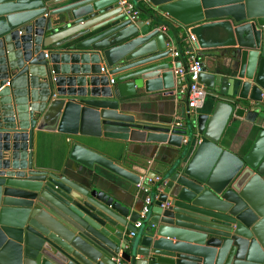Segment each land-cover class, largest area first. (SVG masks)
Here are the masks:
<instances>
[{"label": "water", "instance_id": "water-1", "mask_svg": "<svg viewBox=\"0 0 264 264\" xmlns=\"http://www.w3.org/2000/svg\"><path fill=\"white\" fill-rule=\"evenodd\" d=\"M144 2L156 24L119 0H0V264H264V0ZM188 33L211 52L199 77L211 111L130 112L131 96L181 83L173 43ZM241 119L253 142L238 154L221 139ZM52 132L73 174L40 154ZM110 140L174 154L148 183L106 155ZM96 166L150 185L141 227L148 194L135 207L87 178Z\"/></svg>", "mask_w": 264, "mask_h": 264}, {"label": "crops", "instance_id": "crops-1", "mask_svg": "<svg viewBox=\"0 0 264 264\" xmlns=\"http://www.w3.org/2000/svg\"><path fill=\"white\" fill-rule=\"evenodd\" d=\"M143 20V19H138ZM151 18L144 20L149 22ZM173 46L178 49H184L186 41L181 42L180 38L175 39ZM211 52H202L201 56L205 64L210 66L213 63H207V56ZM221 49L212 52L213 59L216 54L219 56ZM175 61H181L186 64L185 57H174ZM103 65V63H102ZM118 82V76H112ZM178 75L176 73V79ZM179 79V78H178ZM180 84L176 83V87L171 90H161L151 93H138L130 97V112L137 113L145 118L153 119L161 122H174V120L184 117L186 114L185 98H181L177 94V88ZM129 93V92H127ZM213 98L206 95L205 101L199 108L202 112L209 113L212 109ZM45 140L39 146L40 154L48 159L50 162L55 163L57 167H61L67 162L68 167L65 170L69 174L73 166L71 160L67 161V151L64 146V136L58 132L44 134ZM253 138L249 134V122L245 119L231 122L225 129L221 144L230 149L231 151L241 154L252 145ZM107 143L115 145L112 149L104 148L106 155L114 159L123 167L141 175L142 179H151L154 177L152 173L155 169L160 167V164L165 161H170L173 157L174 150L166 145L151 143V142H131V141H118L110 140ZM103 150V149H102ZM87 178H95L98 182L111 185V188L119 189L128 203H135V207H142L145 192L139 185L116 175L115 173L96 166L94 170H87ZM147 181V180H146ZM120 264L129 263L119 258Z\"/></svg>", "mask_w": 264, "mask_h": 264}, {"label": "built area", "instance_id": "built-area-1", "mask_svg": "<svg viewBox=\"0 0 264 264\" xmlns=\"http://www.w3.org/2000/svg\"><path fill=\"white\" fill-rule=\"evenodd\" d=\"M120 4L123 7L126 15L130 17L133 21L139 19L140 12L136 8L135 3L132 0H119ZM47 56V54H46ZM173 56L176 58L185 57L186 66L176 70L178 78L181 83L177 88V94L181 98H185L188 102L187 113L194 114L202 106L205 101L207 92L205 87L199 82V77L204 71L205 63L201 56V48L198 45L197 39L194 35L188 33L186 38V46L183 50H175ZM102 71L107 72L108 69L102 66ZM111 83H115V79L111 76ZM177 126H182L181 122L176 123ZM153 180L149 179L148 183H151ZM139 186L146 192L148 195L144 200L143 207L140 211V220L137 221L136 227L139 228L142 226L143 220L146 218L149 210L152 198L149 194L151 187L150 185L139 184ZM170 205V202H166L163 206ZM135 232H131V236H134ZM129 264V263H124Z\"/></svg>", "mask_w": 264, "mask_h": 264}, {"label": "trees", "instance_id": "trees-1", "mask_svg": "<svg viewBox=\"0 0 264 264\" xmlns=\"http://www.w3.org/2000/svg\"><path fill=\"white\" fill-rule=\"evenodd\" d=\"M132 1L135 3L136 8L140 12L139 19L146 20L149 17L151 18V16H150L151 11H150L149 7L147 6V4L144 2V0H132ZM151 23L156 24L157 22H154L153 20H151ZM180 40H181V42L186 41L185 37L180 38Z\"/></svg>", "mask_w": 264, "mask_h": 264}]
</instances>
